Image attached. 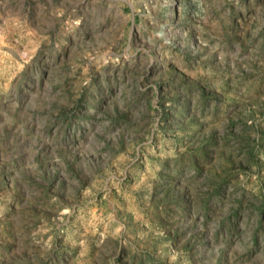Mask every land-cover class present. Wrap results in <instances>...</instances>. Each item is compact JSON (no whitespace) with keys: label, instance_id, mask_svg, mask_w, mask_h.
Instances as JSON below:
<instances>
[{"label":"rangeland","instance_id":"rangeland-1","mask_svg":"<svg viewBox=\"0 0 264 264\" xmlns=\"http://www.w3.org/2000/svg\"><path fill=\"white\" fill-rule=\"evenodd\" d=\"M0 264H264V0H0Z\"/></svg>","mask_w":264,"mask_h":264}]
</instances>
